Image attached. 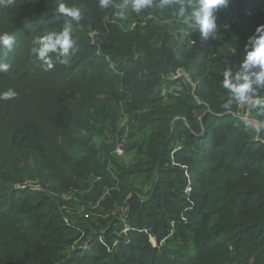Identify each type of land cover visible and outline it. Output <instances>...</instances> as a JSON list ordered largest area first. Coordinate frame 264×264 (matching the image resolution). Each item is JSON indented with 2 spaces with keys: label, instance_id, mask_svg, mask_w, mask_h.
I'll return each mask as SVG.
<instances>
[{
  "label": "trees",
  "instance_id": "obj_1",
  "mask_svg": "<svg viewBox=\"0 0 264 264\" xmlns=\"http://www.w3.org/2000/svg\"><path fill=\"white\" fill-rule=\"evenodd\" d=\"M195 2L152 0L139 13L132 0L0 8V34L15 38L11 50L0 47V65H9L0 93L16 91V103L43 97L0 139V264H264V85H253L255 124L224 87V72L241 71L264 25V0H229L208 38L179 16ZM59 3L81 18L58 13ZM66 24L72 46L49 53L55 71L29 91L21 65H34L38 37ZM85 87H104L136 120L140 147L129 165L111 139L102 151L70 152L62 134ZM89 97L98 100V90ZM92 210L96 222L81 219Z\"/></svg>",
  "mask_w": 264,
  "mask_h": 264
},
{
  "label": "rangeland",
  "instance_id": "obj_2",
  "mask_svg": "<svg viewBox=\"0 0 264 264\" xmlns=\"http://www.w3.org/2000/svg\"><path fill=\"white\" fill-rule=\"evenodd\" d=\"M32 59L34 65L27 68L22 64L21 66L25 68V71L20 72L24 76H26L27 72L29 73L28 79L30 81L28 85L31 89L29 91H39L38 80L48 81V77H51L55 70L48 68L42 61H38L36 56H33ZM56 76H58V73ZM94 89L99 92L98 100H93L89 97L90 92ZM77 92L76 98L72 101V107L78 118L75 120L72 130L62 134L67 141L70 152L78 155L82 150L90 146H95L102 151L105 149L104 145H106L107 140L112 138L110 133H114L116 136H125L126 143L128 142L127 154L123 158H117L122 161L119 162L123 165H129V161H133L136 158L140 147L139 139L141 134L138 133L136 120L126 112L124 107L120 108L117 103L113 102V98L104 87L78 88ZM18 93L21 94L22 92L19 91ZM42 100V92L33 102L31 99L28 100L27 97H24L19 103L0 99V139L3 138L4 143H7L9 139L14 124L12 120L24 117L26 109L39 108L36 106H39ZM253 102L242 103L240 114L243 118H246V121L255 124V112L252 109ZM17 104L18 107H16ZM6 118H9V120L4 123L3 121ZM116 130L117 132H115ZM128 153L131 157L128 156ZM88 193H91V190ZM65 210L76 217L79 216L69 208H65L64 212ZM90 213L89 218L81 219L96 222L97 217L101 216L97 212L90 211Z\"/></svg>",
  "mask_w": 264,
  "mask_h": 264
},
{
  "label": "clouds",
  "instance_id": "obj_3",
  "mask_svg": "<svg viewBox=\"0 0 264 264\" xmlns=\"http://www.w3.org/2000/svg\"><path fill=\"white\" fill-rule=\"evenodd\" d=\"M15 0H0V8H12ZM152 0H132L131 7L134 12L139 13L143 8L150 7ZM229 0H196L195 3L189 5L192 8L190 14L187 13V8L182 4L179 8V16L183 18V23L187 25L188 29L198 30L202 38H208L211 34L217 31V16L218 10L226 7ZM109 0H100V7L107 8ZM58 13L65 14L71 17L72 20H79L81 12L77 7H69L65 3H59L56 7ZM122 15V14H121ZM185 31V29H181ZM71 26L66 24L63 30L59 33L50 32L47 35L38 37L37 43L39 48H33V53L36 59L42 61L48 66L52 67L50 52L67 53L73 44L70 35ZM55 37V39H54ZM15 38L7 32L0 34V47L11 50L14 47ZM246 55L241 65V71L233 76L232 72L225 71L224 87L229 90L231 96L238 103H249L255 96L256 89L253 85H264V25L256 28V34L249 38L248 45L245 46ZM9 65H0V70L7 72ZM252 69H258L252 71ZM243 79L244 83H240ZM235 80V83H233ZM17 92L8 89L0 93V99L8 101L14 99ZM255 101V100H254ZM256 104H260V100H256Z\"/></svg>",
  "mask_w": 264,
  "mask_h": 264
},
{
  "label": "built area",
  "instance_id": "obj_4",
  "mask_svg": "<svg viewBox=\"0 0 264 264\" xmlns=\"http://www.w3.org/2000/svg\"><path fill=\"white\" fill-rule=\"evenodd\" d=\"M110 137H112V138H109V139L116 141V143L114 145V149H115L114 153H115V155L117 157H124L125 154H126V148H125L126 140H125V136H116V135H114V133H110ZM190 191H191V188H190V185H188V187L186 189V193H189ZM66 200H69V197H67ZM99 202H100V200L96 203V207L99 206ZM93 210H92V212H93ZM82 211H84V209H82ZM90 214H91L90 212L86 213L83 218H89ZM182 220L184 222L187 221L185 217H182ZM65 221L68 223L67 219H65ZM150 239H151L152 243L156 246L155 239L153 237H150Z\"/></svg>",
  "mask_w": 264,
  "mask_h": 264
},
{
  "label": "water",
  "instance_id": "obj_5",
  "mask_svg": "<svg viewBox=\"0 0 264 264\" xmlns=\"http://www.w3.org/2000/svg\"><path fill=\"white\" fill-rule=\"evenodd\" d=\"M183 74H184V72H183ZM252 101H254V100H252ZM244 120H246V118H243ZM251 123V122H250Z\"/></svg>",
  "mask_w": 264,
  "mask_h": 264
}]
</instances>
